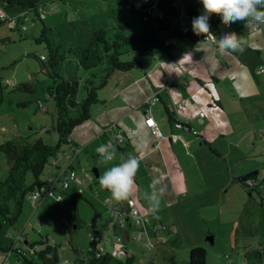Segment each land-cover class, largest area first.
I'll return each mask as SVG.
<instances>
[{"label":"rangeland","instance_id":"374dc122","mask_svg":"<svg viewBox=\"0 0 264 264\" xmlns=\"http://www.w3.org/2000/svg\"><path fill=\"white\" fill-rule=\"evenodd\" d=\"M124 1L140 9L151 0H43L46 10L41 15L42 20L34 12L23 13L20 8L0 3V16L10 18L0 24V85L3 93L0 146L21 137L42 138L52 146L58 143L56 106L47 94L52 80L40 60L45 57L47 63L50 50L45 42H37L44 26L49 29L48 38L53 47H59L60 55L66 57L62 61L61 74L87 79L88 75L69 54L70 49L86 45L94 31L105 29L111 33L121 23H128L129 35L142 31L141 15L128 13ZM191 1L203 7L200 0ZM239 113L244 116V112ZM243 123L237 125L230 137L215 140L212 147L216 152L205 147L204 153L196 158L198 166L195 169L194 155L183 156L190 181L185 191L187 195L180 196L171 206L159 204L156 214L150 208H139L141 215L153 220L154 225L164 226L165 232L158 233L170 240L168 243L155 240L154 248L147 249V238L134 239L140 229L134 225L135 220L121 226L120 220L112 216L104 204L105 199L116 201L97 181L93 184V192H98V197L85 184L84 192L76 196L75 201L68 194L61 203L48 199L32 206L29 204L31 197H28L18 223L15 226L6 224L0 238L8 247L17 244L9 235L20 237L19 246L29 251L26 241L48 239L50 244L59 247L60 263L73 264L89 251L96 232L103 236L104 245L106 238L113 242V234L123 238L125 230L132 232L127 249L138 264H172L171 257L177 264H190L189 253L195 247L206 250L208 264H264V122L255 123V128ZM251 129L257 132L252 133ZM63 151L69 153V148L65 146ZM73 157L64 156L58 160L66 166ZM76 164L75 160L77 173L83 168L87 173L98 168L96 160L86 166ZM8 170L7 157L0 151L1 180L6 178ZM254 173L258 176L250 178L249 182L240 181ZM29 180L32 182L31 177ZM158 216L160 221H156ZM75 225L78 226L76 230ZM209 237H213V243ZM119 246L118 252L125 249L124 243ZM10 256L12 263L26 264L17 261L15 252Z\"/></svg>","mask_w":264,"mask_h":264},{"label":"crops","instance_id":"0c3cea01","mask_svg":"<svg viewBox=\"0 0 264 264\" xmlns=\"http://www.w3.org/2000/svg\"><path fill=\"white\" fill-rule=\"evenodd\" d=\"M220 30L210 31L217 39L225 33L235 32L244 41L242 45L244 50L252 49L260 53L264 66L262 32H254L242 21L230 25L222 23ZM241 54L242 52L221 53L217 41L215 43L206 40L197 43L179 41L170 54L142 57L140 66L129 72H115L105 89L100 91L102 103L94 106L91 119L73 131L71 140L74 147L69 149V153L65 152L61 156L74 157L66 166L57 159L50 167L47 181L57 177L66 167L76 172L75 160L85 166L91 160H96L98 168L95 169L101 176L132 155L140 160L139 171L135 176L136 188L130 197L139 213L142 212L141 207L150 208L147 197L151 193L150 184L154 178H160L167 187L159 204L174 205L180 196L188 194L185 191L188 189L187 183L190 184L186 165L182 161L183 156L194 155L196 159L204 153L205 147L214 151L212 145L215 140L218 142L219 139L230 137L236 131L237 125L243 122L250 128H255V123L264 122V72L259 73L257 68L254 74L251 68L241 61ZM155 94H158L159 101L152 108V115L159 126L161 137L153 135L145 123L147 118L145 101ZM183 101L187 102V107L183 105ZM166 108L173 111L176 123L169 121ZM240 111L244 112V116L239 113ZM202 113L205 115L201 116ZM111 126L116 127L115 134L106 132ZM251 132L255 133L257 130L254 132L251 129ZM117 134L125 136V143L114 145V160L100 163L101 157L96 152L97 147L109 142L114 143ZM196 165L198 166L197 159L194 169ZM76 175L79 182H72L66 192V195L71 194L73 201L80 194V188L85 190L84 184L89 186L92 192L95 190L93 184L96 181L99 185V180L93 172L87 173L84 168L82 172H76ZM88 176H92L93 181ZM93 195L98 197L99 193L93 192ZM29 204L32 205L31 202ZM159 216L156 217V221H160ZM130 221L125 220L122 226ZM150 221L146 227L147 235L144 232L143 237L148 239L147 242L153 240L156 245L155 240L159 242V238H165L158 232L165 231H156L157 225L152 223L153 220ZM93 226L96 228L95 222ZM123 232L125 249L120 251L127 255L129 253L127 244L130 242L132 232L125 230ZM111 233L113 234V229ZM9 236L17 242L15 249H21L18 244L20 237ZM96 238L97 245L102 246L103 236L99 231L95 234L94 239ZM168 241L170 240L166 239V243ZM29 242L26 241L27 246ZM115 250L111 246L106 252L115 253ZM11 253L0 251V264L5 257H11Z\"/></svg>","mask_w":264,"mask_h":264},{"label":"trees","instance_id":"16d2710c","mask_svg":"<svg viewBox=\"0 0 264 264\" xmlns=\"http://www.w3.org/2000/svg\"><path fill=\"white\" fill-rule=\"evenodd\" d=\"M0 3L20 8L23 13L34 12L41 20L43 9L46 10L43 0H0ZM124 7L128 13L141 15L143 28L140 34H127L128 23H121L111 33L105 29L94 31L86 45H78L70 49L69 54L75 58L78 67L88 75L87 79L61 74L62 61L66 57L60 55L59 47H53V42L48 38L49 29L44 26L37 42H45L50 50L48 62L45 63L47 61L45 57L40 60L52 80L47 94L56 106L55 129L58 134V143L52 146L46 144L42 138L30 140L21 137L9 140L0 146V151L7 157L9 165L6 178L0 179V234L6 224L15 226L18 223L26 200L40 185L47 182L44 178L47 177L48 170L54 162L65 153L63 148L74 147L71 140L73 131L91 119L94 106L102 103L100 91L105 89L115 72H129L140 66L142 57L170 54L179 41L197 43L206 38L203 34H195L192 29V20L201 15L204 10L191 0H151L142 4L140 9L129 1H124ZM1 16L0 24L10 20L7 16L4 19ZM208 22L210 30L221 31L222 20L219 15H211ZM23 31H26V28ZM3 41L5 42L6 39ZM129 56L133 58L127 59ZM240 59L251 68L254 74L257 68L264 67L260 53L256 50L245 49ZM2 100L3 93L0 85V102ZM166 113L169 121L176 123L170 108H166ZM257 176L258 173L247 175L240 181L249 182L248 180H252L250 178ZM30 177L32 182L29 180ZM130 199L117 202L122 213L129 209ZM74 228L76 230L78 226L75 225ZM157 228L164 231L162 226L157 225ZM28 245L30 251L22 248L15 249L14 244L7 247L4 240L0 238V251L6 254L15 252L18 262L61 264L59 247L50 244L48 239L42 242L30 241ZM38 247L42 248L38 250ZM98 248L96 238L86 255L83 258H77L73 264H138L136 257L130 253L124 258H119L114 252H106L107 250L99 254ZM170 261L172 264H177L174 257H171ZM189 262L190 264H208L206 250L203 247L193 248L189 253Z\"/></svg>","mask_w":264,"mask_h":264},{"label":"clouds","instance_id":"9594fccd","mask_svg":"<svg viewBox=\"0 0 264 264\" xmlns=\"http://www.w3.org/2000/svg\"><path fill=\"white\" fill-rule=\"evenodd\" d=\"M203 5V13L192 20V29L195 34H203L217 41L221 53L232 54L243 52L244 41L235 32L225 33L219 39L210 31L209 18L211 15H219L224 25H230L237 21L245 23L246 27L256 24H264V0H200ZM100 154V163H108L115 159V149L112 143L97 147ZM140 160L129 155L119 165L113 166L99 176V185L111 194V199L121 202L128 200L136 188L135 176L139 171ZM151 193L148 195L150 210L155 213L159 202L167 191L160 178H154L150 184Z\"/></svg>","mask_w":264,"mask_h":264},{"label":"built area","instance_id":"2783aa9c","mask_svg":"<svg viewBox=\"0 0 264 264\" xmlns=\"http://www.w3.org/2000/svg\"><path fill=\"white\" fill-rule=\"evenodd\" d=\"M44 9L42 12V16L44 15ZM5 16H1L2 19H4ZM251 28L254 32H262L264 34V24H256L253 27H249ZM206 41L215 43V40H212L209 37L205 38ZM259 73L264 72V67H260L258 70ZM159 101V96L158 94H155L153 97L147 99L145 101V105L147 107V118H146V125L147 127L151 130L152 134L157 136V137H161V132L159 129V126L156 122V120L154 119L153 115H152V108L157 104V102ZM183 105L185 107H187V102L183 101ZM201 116H204V114L202 113ZM151 122V123H149ZM107 133H116V127L115 126H111L106 130ZM125 143V136L122 134H117L116 135V139L114 141L113 146L115 144L117 145H122ZM63 155V154H62ZM60 155V157L62 156ZM100 155V154H99ZM55 163V162H54ZM50 170V168H49ZM48 170V172H49ZM89 177V176H88ZM90 180L93 181V177L90 176L89 177ZM72 182H79L76 172L71 169L70 167H66L64 168L61 173L54 178L49 179L45 184L40 185L31 195V201L32 204L37 205L38 203L43 202L44 200H48L51 199L57 203H61L64 200V194L65 192L69 189L70 184ZM84 192V190L82 188L79 189V193L82 194ZM105 206L109 207L110 211H111V215L115 216L117 219L120 220L121 222V226L123 225L125 220H129V219H134L135 223L134 225H136L139 229L138 234L134 237V239H139L140 241H142L143 236H144V232L147 235V231H146V227L148 224H150V220L148 217L142 216L139 213L138 208L135 205V202L130 199L129 201V209L127 210V212L122 213L121 210L118 208V203H113L110 199H107L104 201ZM64 223H67V221L65 220ZM143 229V230H142ZM159 230V228H156V231ZM94 239V238H93ZM124 242V239L122 238H117L115 237V235L113 234V242H111L109 239H105L104 245L103 246H99L98 248V253L102 254L104 253L107 248L109 249L112 246V249H120L119 245H122ZM159 242L166 243V239L165 238H159ZM148 246L146 247L147 249L153 248L155 246V243L153 240H149L148 242ZM128 252V251H127ZM115 253L117 256H125L126 254L121 252V251H117L115 250ZM128 254V253H127ZM2 264H12L9 256L6 257Z\"/></svg>","mask_w":264,"mask_h":264},{"label":"water","instance_id":"95a60500","mask_svg":"<svg viewBox=\"0 0 264 264\" xmlns=\"http://www.w3.org/2000/svg\"><path fill=\"white\" fill-rule=\"evenodd\" d=\"M93 174L95 175L96 179L99 180V179H98V178H99V172H98L97 169H94V170H93ZM208 240H209L211 243L214 242L213 237H209Z\"/></svg>","mask_w":264,"mask_h":264},{"label":"snow or ice","instance_id":"6c2138e0","mask_svg":"<svg viewBox=\"0 0 264 264\" xmlns=\"http://www.w3.org/2000/svg\"><path fill=\"white\" fill-rule=\"evenodd\" d=\"M149 123H151V122H149Z\"/></svg>","mask_w":264,"mask_h":264}]
</instances>
